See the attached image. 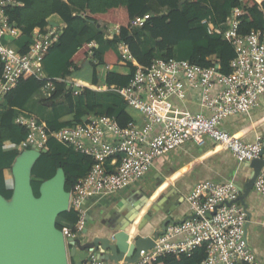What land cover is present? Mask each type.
<instances>
[{"label":"built area","instance_id":"built-area-1","mask_svg":"<svg viewBox=\"0 0 264 264\" xmlns=\"http://www.w3.org/2000/svg\"><path fill=\"white\" fill-rule=\"evenodd\" d=\"M11 0H0V99L10 92L24 74L44 78L41 64L49 48L58 38V28L52 26L46 33H34L28 51L20 54L6 45V36L16 38L17 28L8 22L5 6ZM241 8L228 13L220 35L234 51L229 63L230 72L220 71L218 62L209 67L191 64L188 60L154 58L148 66H140L133 59L124 42L116 44L120 62H130L134 71L126 86L106 87L116 94L123 104L138 112L141 123L129 121L119 126L113 116L91 115L71 127L56 131L30 113H18L15 123L27 131L20 143V151L46 150L49 138L74 152L89 157L93 165L78 178L69 192L68 210L76 212L72 228L61 232L64 241L75 239L83 232L88 198L121 191L137 182L150 170L154 159L186 143L202 146L209 139L224 148L238 163L253 160L264 162V145L261 137L253 143H244L221 127L230 116L244 114L260 107L264 95V29L240 34ZM149 14L134 18L131 28H140ZM207 33L215 31L209 21H203ZM111 35L117 34L118 25H110ZM219 32V31H218ZM89 54L98 49L88 43ZM109 70V66H105ZM46 98L53 90L46 85ZM186 92L199 98V106L207 111L191 113L173 105L172 99L183 101ZM74 95L79 93L73 91ZM253 191L263 199L264 224V166L255 178ZM240 191L233 182L203 181L196 184L186 197L189 218L166 225L154 240L150 250H141L133 262L101 260L90 249L85 264H147L164 255H191L200 245L205 257L200 264H257L245 237L248 223L246 209L237 202Z\"/></svg>","mask_w":264,"mask_h":264},{"label":"trees","instance_id":"trees-1","mask_svg":"<svg viewBox=\"0 0 264 264\" xmlns=\"http://www.w3.org/2000/svg\"><path fill=\"white\" fill-rule=\"evenodd\" d=\"M11 1L14 4H9L4 9L8 22L19 32L16 38L22 45L15 48L18 53L28 51L34 33L44 34L52 26L58 28L59 38L43 58L41 69L44 78L37 79L31 74H24L16 86L0 99V195L5 200H9L13 192L6 185L4 169H9L12 165L19 153L15 147L19 148L27 134L24 127L15 123V116L26 108V104L38 90L50 83L53 90L45 102L48 100L54 104L64 99L69 111H76L74 122L58 124L55 118L52 123L44 122L47 129L56 131L62 127H71L80 122L83 102L87 104V111H94L91 100L94 102L95 97L87 88L74 95L67 82L82 68L85 61H89L95 70L102 69L106 64L112 67L119 64L131 65L130 62L119 61L116 44L124 42L135 62L140 66H148L154 58L178 59V45L189 43L191 54L188 61L191 64L209 67L212 61L218 60L220 71L227 74L230 72L229 63L234 51L220 35V30L231 9H242L240 34L264 29V0H185L181 6L180 0ZM144 14H149V19L140 28H131V21ZM203 21H209L217 31L208 34ZM106 25L119 26L118 33L110 39L105 38ZM90 42L98 45V49L91 54L88 47ZM133 71V67L128 74L110 71L104 75L103 83L108 87L126 86ZM1 73L0 62V78ZM98 83L97 79L92 81V84ZM105 115L113 116L119 126L130 121V117L124 112L115 116L113 110H109ZM56 144L60 143L49 138L46 153H40L31 167L30 185L35 198L39 197L42 182L51 179L58 171L64 174L65 191L70 192L77 179L84 176L93 165L89 157L66 146L64 153H57ZM60 219L74 223L76 212L69 210L58 215L56 227L61 231L62 227L58 225ZM204 257V246L200 245L191 255H164L147 264H200Z\"/></svg>","mask_w":264,"mask_h":264},{"label":"crops","instance_id":"crops-1","mask_svg":"<svg viewBox=\"0 0 264 264\" xmlns=\"http://www.w3.org/2000/svg\"><path fill=\"white\" fill-rule=\"evenodd\" d=\"M110 27V25L104 27L105 38L108 39L112 37ZM3 41L14 51L22 45L17 38L11 36H6ZM178 48H184L187 56L176 57L188 60L191 45L182 43L176 50ZM105 66H109L108 71L105 70ZM94 68L89 61H85L82 68L75 72L67 82L71 93L75 91L74 87L79 88V92L87 88L94 93L95 101L91 100L94 111H87V104L83 102L81 111L79 110L81 112L79 121H84L91 115L105 114L113 110L115 116L124 112L130 117V121L141 123V115L108 92L106 90L108 86L103 83L106 73L113 71L128 74L132 64L128 66L119 64L115 67L106 64L102 69L96 68L95 70ZM94 79H97L99 83L92 84ZM46 99L45 90L40 89L30 98L26 108L20 112L33 114L41 122L51 121L52 123L55 118L58 124L76 120L74 119L76 111H69L66 100L60 99L52 104L48 100L45 102ZM171 102L180 110L208 114L200 108L199 98L193 92H186L183 101L172 99ZM221 127L244 143H253L256 138L261 137L264 145V95L258 109L230 116ZM15 148L19 151L18 155L10 168L4 169L6 185L12 192L14 189L10 181V178L14 179L12 168L22 152L18 147ZM64 149L65 146L62 144H56L57 153H64ZM252 173L249 164L238 163L229 152L209 139H206L202 146L186 143L154 159L152 167L144 177L127 188L86 199L83 205L87 211L86 225L83 232L76 238H79L82 243L91 242L95 238H109L118 230L128 233L131 237L152 236L162 231L163 224H175L189 218L190 212L186 197L196 184L203 181L219 183L231 181L241 194ZM244 204L248 212V223L245 226L247 244L255 255L256 263L264 264V224L261 215L263 199L252 189L244 199ZM58 225L62 227V230L71 229L73 223L60 219ZM67 255L69 264H85L88 258V252L83 250H76L73 258L70 257V250Z\"/></svg>","mask_w":264,"mask_h":264},{"label":"water","instance_id":"water-1","mask_svg":"<svg viewBox=\"0 0 264 264\" xmlns=\"http://www.w3.org/2000/svg\"><path fill=\"white\" fill-rule=\"evenodd\" d=\"M184 1L180 0L179 6ZM73 89L79 90L77 87ZM40 153H46V150L21 152L12 168L13 194L9 200L0 195V264H69V250L73 258L76 250L88 252L90 249L97 252L101 260L133 263L141 250L153 248L154 240L167 224L152 236L131 237L118 230L109 238H95L91 242L82 243L79 238L64 241L62 232L56 227L58 215L68 210L69 192L65 191L63 172L58 171L51 179L42 182L38 198L32 193L30 170ZM246 164L253 173L237 199L245 209L244 199L252 190L264 162L253 160Z\"/></svg>","mask_w":264,"mask_h":264},{"label":"rangeland","instance_id":"rangeland-1","mask_svg":"<svg viewBox=\"0 0 264 264\" xmlns=\"http://www.w3.org/2000/svg\"><path fill=\"white\" fill-rule=\"evenodd\" d=\"M178 56H187L184 48H178L177 50ZM10 181H12L13 185H15V179L10 178ZM68 249V248H67Z\"/></svg>","mask_w":264,"mask_h":264}]
</instances>
